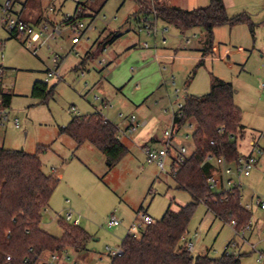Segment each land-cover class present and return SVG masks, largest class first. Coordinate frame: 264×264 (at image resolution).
I'll use <instances>...</instances> for the list:
<instances>
[{
	"label": "rangeland",
	"instance_id": "obj_1",
	"mask_svg": "<svg viewBox=\"0 0 264 264\" xmlns=\"http://www.w3.org/2000/svg\"><path fill=\"white\" fill-rule=\"evenodd\" d=\"M3 1L0 0V18ZM170 1L184 8L209 3ZM25 2L15 0L12 14L22 11V17L37 28L46 20L45 14H49V30L59 26L61 32L42 36L34 54L24 36L11 37L0 24L3 85L12 94L8 120L0 125V145L27 152H35L39 145H49L48 150L40 153L43 168L55 176L57 172L63 173V178L51 195L48 210L43 212L46 229L60 236L62 228L57 219L71 209L89 234L85 250L67 247L58 253V260H52L51 253L46 252L40 258L41 264L44 260L48 264H72L76 259L83 264V256L89 264H110L108 248H120L123 237L138 222V212L146 211L156 220L171 201V208L178 210L192 200L188 191L177 187L171 174L174 152L167 157L166 170L162 171L133 139L136 131L150 127L162 139L165 129L173 124V107L186 94L207 93L212 75L234 86V100L242 110L244 124L242 136L238 137L240 153L250 152L256 143L264 148V93L260 87L264 82V0H224L229 16L242 12L250 16L255 33H251L247 21L224 24L214 28L212 43L207 41L201 26L182 33L149 13L153 0ZM78 3L80 18L91 27L79 42L73 43L64 19L74 15ZM50 7L55 11H50ZM136 7L144 14L136 13ZM145 18L155 29L145 27ZM113 30L123 34L102 49L100 43L107 31ZM87 51L94 56L80 64ZM203 52L204 64L196 67ZM56 65L60 77H50L48 81L50 86L56 83L53 94L45 102L32 97L33 82L45 80L47 69ZM93 111H100L120 129L126 126L130 115L141 121V127L131 138H123L129 150L110 170L103 155L89 147V142L75 150L74 139L59 134V127L66 125L73 115ZM15 118L20 121L19 127L13 123ZM179 129L174 143L186 146L191 154L193 127L186 123ZM242 181V203L249 204L251 218L247 223L250 221L251 227L237 233L235 228H243L247 223L234 227L199 202L187 236L194 242L196 253L218 256L234 240L236 246L230 245L228 250L241 253L242 264H264V210L256 203L257 199L264 200V152L258 154L250 175ZM111 216L117 217L120 224L108 227ZM66 255L69 258L65 259Z\"/></svg>",
	"mask_w": 264,
	"mask_h": 264
},
{
	"label": "trees",
	"instance_id": "obj_2",
	"mask_svg": "<svg viewBox=\"0 0 264 264\" xmlns=\"http://www.w3.org/2000/svg\"><path fill=\"white\" fill-rule=\"evenodd\" d=\"M153 1L150 12L158 18L176 26L182 33L201 26L210 43L214 28L224 24L247 21L251 33H255L250 16L246 12L229 16L224 0H209L207 5L193 8L164 0ZM79 4L74 15L64 19L65 24L80 18ZM10 36L22 34L10 32ZM118 36L117 32L106 35L100 43L102 49ZM205 54L203 52L196 67L204 64ZM93 56L87 52L80 64ZM55 87L56 83L50 86L45 80H35L31 96L45 102ZM234 93L232 82L212 75L207 93L185 95L182 116H175L173 122L178 126L192 125L194 149L178 166H173L172 176L177 187L188 191L192 200L180 205L178 210L171 208V201L163 215L141 228L138 236L128 232L121 240L120 254L111 256L110 264H242V254L229 251V244L218 256L193 255L181 241L199 202H204L215 217L225 223L235 219L241 227L251 218V211L242 204L239 190L218 193L207 182L214 168V163L207 159L208 154L223 155L227 161H233L240 153L238 137L242 136L244 124ZM11 98L10 92L3 93V103L8 108ZM59 133L67 134L77 145L89 142L99 149L109 169L128 152L127 146L117 137V125L99 111L73 115L66 125L59 127ZM49 148V145H39L35 152H27L0 145V264H41L40 258L46 252L59 253L67 247L77 251L86 249L89 234L78 224L59 218L63 229L60 237L41 227L43 212L58 183L54 174L44 170L40 157V153Z\"/></svg>",
	"mask_w": 264,
	"mask_h": 264
},
{
	"label": "built area",
	"instance_id": "obj_3",
	"mask_svg": "<svg viewBox=\"0 0 264 264\" xmlns=\"http://www.w3.org/2000/svg\"><path fill=\"white\" fill-rule=\"evenodd\" d=\"M12 0H4L2 4V12L3 15L0 18V24L8 29L9 32H16L19 34H22V36L25 37L24 41L25 43L31 47L34 48L33 53L36 54V45L37 42L41 39L42 36H53L56 32H61L59 26L53 27L52 30H49L48 22L44 21L39 25V28L34 26L32 23L26 22L22 19H20L17 15L12 14ZM53 9V8H51ZM67 17V16H66ZM145 27L149 30L155 29L150 28L148 21L144 20ZM65 26L69 27V33L71 35V41L73 43H77L80 41L81 37L84 36L87 29L91 27V24H86L81 18L76 19L73 23L66 24ZM4 67L0 65V125H3L5 121L8 120V114L7 110L8 107L4 105L3 103V74H4ZM59 66L56 65L53 69L48 68L45 73V81L48 82L50 77H59ZM261 90L264 93V82L261 84ZM184 105V100L181 102H178L173 107V118L181 117L182 116V107ZM15 127L20 126V121L15 118L13 121ZM184 125V124H183ZM181 125V126H183ZM141 126V121L135 116L130 115L128 117V122L124 129L119 130L117 133V137L121 139L123 136H128L133 134L139 127ZM181 126H178L176 123L173 122L172 126L169 129H165L163 137H162V147H151V146H145L143 148L144 153L146 154L147 158L151 161H154L157 163V165L160 167V169L166 170V163H167V157L174 152L172 161H171V174H173V166H178L179 162L182 161L185 157H187L189 154L187 153V148L184 145H177L174 143V139L177 136L178 131L180 130ZM190 126H192L190 124ZM222 130V129H221ZM192 135V134H191ZM189 134H186V137H188ZM261 136L264 137V131L261 133ZM211 144L214 143L213 140L210 141ZM255 151L257 154H255ZM264 152V148L259 146V144H256L254 149L251 150L248 153L242 154L239 153L237 158L233 161H227L223 155L220 156H214L213 154H208L207 159L211 160L214 163V168L212 173L208 176L207 182L209 187L218 193L222 192H232L234 193L236 190H239L241 193L242 185H243V178L250 175V172L252 168L254 167V164L257 160L258 154H261ZM242 197V193H241ZM256 203L261 207V209L264 210V200L257 199ZM247 209L249 208V204L244 205ZM138 222L134 223L131 228L129 229V233L133 234L134 236L139 235V230L143 228L145 225L150 224L154 221L151 215H149L147 212L142 211L141 213L138 212ZM64 220L67 222H71L73 224H79V218L74 217L73 210L69 209L65 212L63 216ZM120 224V220L115 217L111 216L107 220L108 227H113ZM230 224H232L234 227H237V221L235 219L230 221ZM251 227L250 221L245 225L243 228L236 229L237 233H244L246 229H249ZM181 241L186 245V248L189 252H191L193 255H196L195 252V244L194 242L187 238L186 233L182 235ZM236 246V243L231 241L229 243V246ZM110 256L120 254L121 252V246L117 250H110ZM235 252V251H233ZM238 253V252H235ZM7 259H10V256L6 257ZM52 260H58L60 256L58 255V252L51 253ZM65 259L69 258L68 255L64 257ZM261 259V255L258 258ZM79 259H76L72 262V264H78ZM81 261V260H80ZM79 261V262H80ZM85 264V262H82Z\"/></svg>",
	"mask_w": 264,
	"mask_h": 264
},
{
	"label": "crops",
	"instance_id": "obj_4",
	"mask_svg": "<svg viewBox=\"0 0 264 264\" xmlns=\"http://www.w3.org/2000/svg\"><path fill=\"white\" fill-rule=\"evenodd\" d=\"M15 0H12V3L14 2ZM137 2V1H136ZM166 2H168V3H170V4H174V3H172L170 0H166ZM174 5H176V4H174ZM137 6H139V4L137 3ZM179 6V5H178ZM51 8H53V7H50V11H55V8H53V9H51ZM184 8V7H183ZM136 13H142V14H144V12H142V11H138V9H137V7H136V11H135ZM149 13H152V12H149ZM152 14H154V13H152ZM46 16H44V17H42V18H44V19H46V20H50V19H52V16L51 15H49V14H45ZM48 15L50 16V17H48ZM155 15V14H154ZM17 16L20 18L21 17V19L23 18L22 17V11H20L18 14H17ZM155 17L156 18H158L156 15H155ZM24 19V18H23ZM43 19V20H44ZM25 20V19H24ZM46 20H44V21H46ZM25 21H27V20H25ZM164 21V20H163ZM27 22H29V21H27ZM165 22V21H164ZM29 23H31V22H29ZM165 23H167V22H165ZM167 24H169V23H167ZM108 33H107V35L109 34V33H113V32H117L118 34H119V36L116 38V39H114L112 42H110V43H108L107 45H109V44H113L123 33L121 32V31H119V30H113V31H107ZM106 36V35H105ZM107 45L104 47V49L107 47ZM146 45V44H145ZM88 52V51H87ZM86 56V55H85ZM85 58V57H84ZM83 58V59H84ZM87 61V60H86ZM85 61V62H86ZM81 63V62H80ZM84 64V63H83ZM60 77V76H59ZM4 84V83H3ZM3 91L4 92H8L7 90H6V88L4 87V85H3ZM11 103V102H10ZM93 112H95V111H93ZM93 112H91V113H93ZM100 112V111H99ZM89 114V113H88ZM173 118V117H172ZM113 122V121H112ZM116 124V123H115ZM117 125V124H116ZM117 127H118V125H117ZM141 127V126H140ZM124 128H125V126H124ZM124 128H122V129H124ZM122 129H120L119 127H118V131L119 130H122ZM60 134V133H59ZM135 135V137H134V139H133V142L134 143H136L138 146H140V148H142V150H143V148L145 147V146H151V147H157L159 144H161L162 143V139H160L155 133H154V131L152 130V127H150V128H147V129H144V130H138V131H136V133L134 134ZM131 138L130 137V135H128V136H123L122 138H121V141L127 146V144H126V142L123 140V138ZM76 143V142H75ZM74 143V146H73V148L76 150L77 148H79L80 146H82V145H84L86 142H84V143H82V144H80V145H77V144H75ZM253 144H255V143H253ZM257 144V143H256ZM91 145V144H90ZM89 147H93V148H95V149H97L96 147H94L93 145L92 146H89ZM93 148H90V149H93ZM127 148H128V150H129V147L127 146ZM97 152H99V153H101V155H103V157H104V159H105V156H104V154L99 150V149H97ZM96 156H97V154H95ZM79 160H81L82 161V159L81 158H79ZM118 163V162H117ZM116 163V164H117ZM105 164H106V159H105ZM115 166V165H114ZM113 166V167H114ZM106 167H107V170H110L109 168H108V166H107V164H106ZM112 167V168H113ZM111 168V169H112ZM57 172V170L56 169H54V173H56ZM57 175H56V177L58 178V182L60 181V179L61 178H63V173H59V172H57L56 173ZM57 186V185H56ZM241 193H242V190H241ZM241 200H242V197H241ZM243 204V203H242ZM245 205V204H244ZM48 206H49V204H48ZM48 208V207H47ZM48 209H46L45 211H47ZM208 211L209 212H211L209 209H208ZM251 211V210H250ZM146 212V211H145ZM212 213V212H211ZM149 214V213H148ZM213 214V213H212ZM150 215V214H149ZM214 215V214H213ZM63 216L64 215H59V217H58V219H57V221L59 220V218H63ZM215 216V215H214ZM76 217H78L79 218V216H76ZM153 218V217H152ZM80 219V218H79ZM154 219V218H153ZM80 221V220H79ZM46 225H47V223H45L44 221H43V216H42V220H41V227L44 229V230H46V231H48L47 229H46ZM79 225V224H78ZM49 232V231H48ZM188 232H189V230H188ZM188 232L186 233V235H188ZM50 233V232H49ZM88 233V232H87ZM50 234H52V233H50ZM62 234H63V229H62ZM61 234V235H62ZM53 235V234H52ZM60 235V236H61ZM54 236H56V235H54ZM60 236H57V237H60ZM187 238H189L188 236H187ZM190 239V238H189ZM205 252H199V253H196V254H204ZM83 258V260H84V262H85V264H89L88 263V261L87 260H85V256H83L82 257ZM45 262L43 263V264H48V262L46 261V260H44Z\"/></svg>",
	"mask_w": 264,
	"mask_h": 264
}]
</instances>
